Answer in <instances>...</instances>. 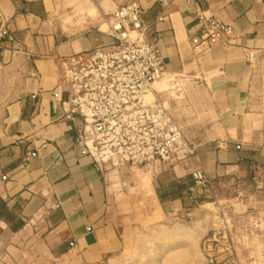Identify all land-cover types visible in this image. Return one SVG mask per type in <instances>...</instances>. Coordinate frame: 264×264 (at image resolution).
<instances>
[{"label":"crops","instance_id":"crops-1","mask_svg":"<svg viewBox=\"0 0 264 264\" xmlns=\"http://www.w3.org/2000/svg\"><path fill=\"white\" fill-rule=\"evenodd\" d=\"M128 1L0 0V67L15 70L0 136V264L126 258L159 216L202 218L209 227L208 205L222 222V202L192 205L186 194L161 202L159 173L133 185L130 169L97 163L83 120L71 111L61 63L111 43L107 17ZM138 1L168 77L187 84L169 106L196 155L170 167L174 178L197 168L213 179L238 175L245 154L264 164V1ZM212 16L231 24L233 37L197 54L190 38ZM179 248L190 252L184 242Z\"/></svg>","mask_w":264,"mask_h":264},{"label":"built area","instance_id":"built-area-1","mask_svg":"<svg viewBox=\"0 0 264 264\" xmlns=\"http://www.w3.org/2000/svg\"><path fill=\"white\" fill-rule=\"evenodd\" d=\"M107 18L111 43L61 63L62 85L69 93L71 111L83 120V138L86 144L91 143L90 153L97 163L113 166L186 160L194 150L171 107L155 89L168 72L160 47L148 39L142 4L128 1ZM203 25L190 38L197 54L226 46L233 37V26L217 17L204 19ZM191 176L194 187L208 182L201 168ZM221 234L214 232L204 240L206 264H221L215 255ZM223 235L228 236L226 232Z\"/></svg>","mask_w":264,"mask_h":264},{"label":"rangeland","instance_id":"rangeland-1","mask_svg":"<svg viewBox=\"0 0 264 264\" xmlns=\"http://www.w3.org/2000/svg\"><path fill=\"white\" fill-rule=\"evenodd\" d=\"M14 75L13 68L0 67V136L5 104L13 98ZM183 87H187V84L170 77L155 85V89L160 91L159 95L167 105L170 99H179L177 94ZM195 119H198L197 114ZM178 120L179 118L175 119L176 123L194 150V154L186 159L189 160L195 157L196 146L184 135ZM193 130L198 132L203 129ZM245 158L242 172L238 175H223L214 179L207 176L208 182L205 186L194 187L193 184L191 187V198L203 200L199 204L214 201L223 203L218 209L219 213H216L223 223L219 225L216 222L214 208L211 205L207 206L205 219L211 217L215 223L209 227L207 223L200 222L202 218L192 220L176 218L165 222L163 216H159L151 234L142 240L131 256L114 258L101 264H206L203 242L217 231H221L222 234L217 237L215 255L221 264H264V164L255 159V154H245ZM181 162L156 161L148 165L119 163L116 166L109 162L107 166L112 169H130L126 176L132 180L133 185L141 179H150L151 173H159L155 180L158 184L168 185L174 179L170 167ZM224 213L227 217L223 216ZM202 224L203 233L197 234V228L202 227ZM224 232L227 233V237L223 235ZM183 242L190 246L189 253L179 248Z\"/></svg>","mask_w":264,"mask_h":264},{"label":"trees","instance_id":"trees-1","mask_svg":"<svg viewBox=\"0 0 264 264\" xmlns=\"http://www.w3.org/2000/svg\"><path fill=\"white\" fill-rule=\"evenodd\" d=\"M194 182L192 176H187L184 179H173L168 185H160L155 181V189L161 202H165L167 199H180L184 194L191 197V187ZM192 205L199 204L203 200L200 198L192 199Z\"/></svg>","mask_w":264,"mask_h":264}]
</instances>
